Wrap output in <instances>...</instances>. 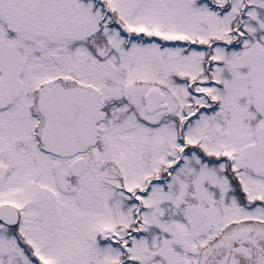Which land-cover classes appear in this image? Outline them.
<instances>
[{
  "label": "snow or ice",
  "instance_id": "6c2138e0",
  "mask_svg": "<svg viewBox=\"0 0 264 264\" xmlns=\"http://www.w3.org/2000/svg\"><path fill=\"white\" fill-rule=\"evenodd\" d=\"M0 264H264V0H0Z\"/></svg>",
  "mask_w": 264,
  "mask_h": 264
}]
</instances>
